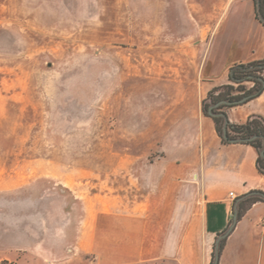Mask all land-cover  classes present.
I'll list each match as a JSON object with an SVG mask.
<instances>
[{"label":"rangeland","instance_id":"rangeland-1","mask_svg":"<svg viewBox=\"0 0 264 264\" xmlns=\"http://www.w3.org/2000/svg\"><path fill=\"white\" fill-rule=\"evenodd\" d=\"M229 1L0 0V264H53L40 244L78 201L128 199L132 169L193 147L206 54L217 75L220 36L249 25L250 1H230L207 53Z\"/></svg>","mask_w":264,"mask_h":264},{"label":"crops","instance_id":"crops-1","mask_svg":"<svg viewBox=\"0 0 264 264\" xmlns=\"http://www.w3.org/2000/svg\"><path fill=\"white\" fill-rule=\"evenodd\" d=\"M230 1L213 26L207 53L222 33L219 23ZM249 1V25L229 26L225 42L220 36L218 48L227 57L217 75L205 71L206 54L201 69L206 94L230 83L233 64L264 57V27ZM224 111L234 123L251 114L264 116V90ZM192 126L193 147H180L177 158H156L142 171L132 169L128 199L118 191H102L78 201L83 213L71 221L73 231L59 230L50 248L40 244L41 257L53 264H210L217 235L232 219L234 200L253 190L264 192V175L256 168V149L223 143L211 117L203 115ZM263 216L264 201L245 210L226 236L217 264H264Z\"/></svg>","mask_w":264,"mask_h":264},{"label":"trees","instance_id":"trees-1","mask_svg":"<svg viewBox=\"0 0 264 264\" xmlns=\"http://www.w3.org/2000/svg\"><path fill=\"white\" fill-rule=\"evenodd\" d=\"M254 5L255 18L264 27V0H252ZM228 79L230 83L216 86L208 91L207 98L210 104L206 107L202 102V110L206 116L211 117L214 122V128L223 143H246L253 146L257 151L256 168L259 173L264 175V116L260 114H251L244 122L234 123L227 119L226 115H218L225 113L223 107H232L243 104L257 97L264 90V57L246 63H235L228 71ZM250 82L251 86L246 83ZM245 98L243 102H239ZM219 100H225L227 103L213 108L214 115H208L209 106L215 104ZM226 114V113H225ZM227 121V137L223 135V126ZM257 191L260 194H249L242 199H235L233 204V214L236 212L237 220L243 215L245 210L256 201H264V192ZM231 222V220H230ZM221 233H218L217 237ZM217 239V238H216ZM225 239L219 243V252L223 247ZM215 243L212 251V264L215 252Z\"/></svg>","mask_w":264,"mask_h":264},{"label":"water","instance_id":"water-1","mask_svg":"<svg viewBox=\"0 0 264 264\" xmlns=\"http://www.w3.org/2000/svg\"><path fill=\"white\" fill-rule=\"evenodd\" d=\"M245 100V98H242L239 102H243ZM227 102L225 100H219L218 102H216L215 104L209 106L208 110H207V113L208 115H214V112H213V108L214 107H217V106H220V105H223V104H226ZM218 115H226L225 113L223 112H220L218 113ZM227 121H225V124L223 126V135L224 137H227ZM262 155H264V151L261 152ZM249 194H260L259 192L257 191H250L246 194H244L243 196L239 197V199H242L244 198L245 196L249 195ZM261 196H263L262 194H260ZM237 222V215H236V212H234V214L232 215V219H231V222L230 224L228 225L227 229L225 231H223L216 239L215 241V252H214V259H213V262L212 264H217L218 263V258H219V243L222 239H225L226 236L231 232V230L234 228L235 224Z\"/></svg>","mask_w":264,"mask_h":264},{"label":"built area","instance_id":"built-area-1","mask_svg":"<svg viewBox=\"0 0 264 264\" xmlns=\"http://www.w3.org/2000/svg\"><path fill=\"white\" fill-rule=\"evenodd\" d=\"M230 197L234 198V195L232 192H230ZM261 224L264 226V216L261 218Z\"/></svg>","mask_w":264,"mask_h":264},{"label":"flooded vegetation","instance_id":"flooded-vegetation-1","mask_svg":"<svg viewBox=\"0 0 264 264\" xmlns=\"http://www.w3.org/2000/svg\"><path fill=\"white\" fill-rule=\"evenodd\" d=\"M214 108H216V107H214Z\"/></svg>","mask_w":264,"mask_h":264}]
</instances>
